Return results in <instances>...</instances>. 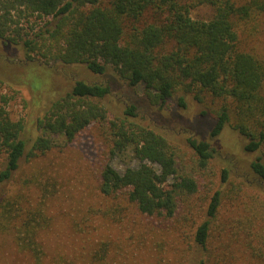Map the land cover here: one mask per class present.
Instances as JSON below:
<instances>
[{
  "label": "trees",
  "instance_id": "1",
  "mask_svg": "<svg viewBox=\"0 0 264 264\" xmlns=\"http://www.w3.org/2000/svg\"><path fill=\"white\" fill-rule=\"evenodd\" d=\"M201 6L213 9L209 20L192 17ZM263 20L264 0H0V40L6 46L20 47L25 59L39 66L83 65L98 76L111 68L126 86L142 87L160 107L178 93L190 95L201 106L200 115L215 120L212 136L228 126L246 138V152L259 153L250 169L264 188V46L257 50ZM37 23L43 32L35 30ZM109 92L103 83L75 80L37 120L40 135L27 151L20 137L23 124L0 106V183L11 178L22 157L70 143L97 123L109 141L100 192L124 197L140 214L174 217L180 199L197 192L198 175L209 169L210 145L189 136L193 157L187 163L163 136L129 120L136 117V105L125 108V117L111 118L102 103ZM177 102L185 106L183 97ZM113 159L135 164L118 171ZM219 177L225 184L228 170L219 169ZM221 195L214 191L206 217L191 232L205 256L199 264L211 261L208 239ZM18 204L5 202L3 227L13 223L18 247L41 264L36 238L49 226L48 216L38 205L21 210ZM105 251L103 246L99 253ZM251 258L264 264V247Z\"/></svg>",
  "mask_w": 264,
  "mask_h": 264
},
{
  "label": "rangeland",
  "instance_id": "2",
  "mask_svg": "<svg viewBox=\"0 0 264 264\" xmlns=\"http://www.w3.org/2000/svg\"><path fill=\"white\" fill-rule=\"evenodd\" d=\"M191 15L209 20L213 9L201 6ZM42 26L37 23L35 30L43 32ZM261 32L258 51L264 46V20ZM41 65L25 59L20 47L0 40V106L23 124L20 137L26 141V151L40 135L37 120L50 103L68 92L75 80H84L109 86L102 103L111 118L125 117V108L134 104L136 117L129 120L163 136L185 154L187 163L193 157L186 142L191 135L210 145L213 160L198 175L197 192L180 199L174 217L164 218L140 214L124 197L100 192V168L107 161L109 141L97 123L70 143L34 158L22 157L11 178L0 183V264H36L30 253L18 247L13 223L3 227L6 201L19 202L21 210L38 205L48 216L49 226L36 238L42 249L41 264H199L205 256L192 242L191 232L206 217L216 190L222 195L208 239L212 262L206 264H256L251 255L264 247V188L250 169L259 153L244 150L245 137L228 126L212 136L215 120L201 116V106L190 95L178 93L160 107L142 87L126 86L111 68L98 76L83 65ZM178 97H183L184 107L178 105ZM110 163L122 171L135 161ZM3 166L0 155V170ZM222 168L229 172L225 184L220 183Z\"/></svg>",
  "mask_w": 264,
  "mask_h": 264
}]
</instances>
